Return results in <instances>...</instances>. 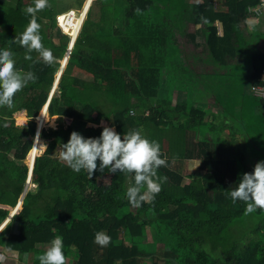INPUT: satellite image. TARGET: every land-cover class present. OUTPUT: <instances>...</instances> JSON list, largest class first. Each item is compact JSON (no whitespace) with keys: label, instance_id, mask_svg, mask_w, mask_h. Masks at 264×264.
<instances>
[{"label":"trees","instance_id":"obj_1","mask_svg":"<svg viewBox=\"0 0 264 264\" xmlns=\"http://www.w3.org/2000/svg\"><path fill=\"white\" fill-rule=\"evenodd\" d=\"M60 1L49 0L48 6L35 14L42 44L56 58L49 64L36 50L30 53L31 60L25 59V48L12 42L29 23L31 17L25 9L33 0H0V47L14 53L16 69L32 71L36 76L34 82L15 94L13 108L0 107V205L13 209L24 190L28 174L24 161L32 147L29 138L35 136V118L39 119L47 102L69 35L77 36L47 108L42 110L49 118L56 117L57 126L41 127L39 131L31 152L37 151L30 174V183L35 187L25 191L20 210L0 230V254L4 257L13 251L26 264H38L36 257L46 250L44 245L60 235L65 264H264V209L245 214V203L232 202L225 192L238 184L240 175L253 170L245 166L243 152L227 148L222 138L225 129L231 137L250 132L241 129L245 117L232 112L235 104L246 109V95L235 92L230 98L212 96L214 103L230 99L223 115H232L219 124L214 123L208 107L199 110L182 98L186 90L183 81L192 78L191 100L193 93L206 89L199 76L211 73V67L221 72L229 64L228 59L246 48L258 47L264 33L249 34L247 40L244 35L247 9L258 0H201L196 4L182 0L176 6H171L169 0L164 8L154 0H92L81 28L70 24L75 28L66 29L69 34L63 29L66 35L59 33L55 44L51 30L58 29L55 18L64 12L55 8ZM75 1L81 7L85 0ZM93 6L99 10L96 19ZM171 13L173 19L165 16ZM169 19L174 23L167 22ZM216 23L222 29L220 36ZM190 26L195 30L187 33ZM183 37L195 42L201 53L186 52L180 41ZM193 56L194 61L184 68L180 59ZM198 56L202 58L196 60ZM249 58L251 66L243 75L244 92L263 84L264 50L256 48ZM74 69L91 78H78ZM170 73L182 77V95L173 99V108L170 100L176 89L168 86L171 91L163 93ZM248 93L257 109L250 127L255 126L256 134L263 135L264 98ZM16 112H25V126L13 124ZM63 118L70 119L69 125H63ZM101 119L121 135L140 129L159 143L166 165L160 166L157 174L167 179L153 201L142 202L139 208L129 204L126 191L134 183L132 173H108L107 168H98L89 178L85 170L73 172L53 156L73 131L86 138L98 137L102 127L93 125ZM236 119L233 126L226 124ZM168 124L173 133L169 134L165 153L163 135L168 133ZM202 124L212 133L209 138L196 132ZM186 131L195 132L193 150L188 149L190 143L185 144ZM260 139L258 146L250 148L255 164L264 160V141ZM43 144L46 148L40 154ZM194 158L200 161L203 173L185 185L180 165L174 169L170 165ZM227 171L233 173V182L226 180ZM106 178V184L99 183ZM9 212L0 208V225ZM97 232L111 238L106 246L94 242ZM147 235L150 240L146 242ZM158 244L162 245L159 250Z\"/></svg>","mask_w":264,"mask_h":264},{"label":"clouds","instance_id":"obj_2","mask_svg":"<svg viewBox=\"0 0 264 264\" xmlns=\"http://www.w3.org/2000/svg\"><path fill=\"white\" fill-rule=\"evenodd\" d=\"M48 2L49 0H33L32 5L26 7L25 12L31 17L29 23L19 36L14 37L12 42L25 48V59L31 60L30 53L36 50L44 62L52 64L56 58L53 56L52 50L42 44L40 24L35 15L38 10L47 7ZM247 14L254 18L248 11ZM262 18H264V14L254 19L259 21ZM217 29H219L217 35L220 36L222 32L219 24H217ZM13 56L14 53L11 50L0 47V107L6 106L9 109L14 107L15 94L36 79L32 71L23 72L16 69ZM246 91L250 92V89ZM130 114L132 115V112ZM33 140L31 149L34 145ZM44 147L46 148V146ZM30 151L27 153V157H29ZM245 152L249 159L252 158L250 148ZM59 159L73 172L85 170L89 178L98 168L99 171L107 168L108 173L117 171L132 173L134 183L127 188L126 198L133 208H139L142 202L153 201L155 195L161 191L163 182L167 179L157 174V169L166 165V159L161 157L159 143L150 140L140 129H130L121 135L115 131L114 127L105 126L98 137L87 138L73 131L70 133L67 143L60 144ZM97 161H99V165ZM253 161L255 163V159ZM27 166L29 170V165ZM29 183L30 176L25 182L26 190ZM225 192L232 202L235 203L239 200L245 203V214L264 209V160L258 161L251 173L240 175L238 184ZM19 207L21 208V204ZM9 210L10 214L12 209L9 208ZM110 239L104 232H97L94 236V242L100 246H106ZM9 251L11 250L9 249ZM3 259L4 257L0 256V261ZM36 259L38 264H65L63 238L56 235L49 242L46 250L42 254H38Z\"/></svg>","mask_w":264,"mask_h":264},{"label":"rangeland","instance_id":"obj_3","mask_svg":"<svg viewBox=\"0 0 264 264\" xmlns=\"http://www.w3.org/2000/svg\"><path fill=\"white\" fill-rule=\"evenodd\" d=\"M154 1L159 7L164 8V6L166 5V3H168L169 0H154ZM170 1H171V3H170L171 6H176V5H179V4H181L183 2L182 0H170ZM84 2H83V4H84ZM90 2H91V0H90ZM83 4H82V6H83ZM85 6H86V4H85ZM81 7L76 3L75 0H62V1L59 2L58 6L55 7L57 12L65 11V10H67V8H72L73 10L79 11L78 15L73 16L70 20H67V22L62 25V28L68 34H69V32L66 29L75 28V27H71L70 24L74 23V24L77 25L76 27H79L83 23V20L85 18L84 15L86 13L83 12V11H85L84 10V6L82 8ZM98 11L99 10H97L96 6L92 7V14L94 16V19H96L97 15H98ZM165 16H167V17L170 16L173 19L174 14L171 13V14H167ZM172 21L174 23V20H170V19L167 20V22H170V23H172ZM80 28H81V26H80ZM59 33H62V31L59 30V29L51 30V37H52L53 42L55 44H58V42H59ZM245 33H246L245 38L247 40L248 31L245 30ZM245 33H244V35H245ZM62 34H64V33H62ZM76 37L74 39H76ZM72 38H73L72 35H69L70 41L72 40ZM180 41L182 42V45H184V50L186 52L187 51H193L194 53H196V52L201 53L200 48L197 49L195 47V45H194L195 42H191L188 38H185V37L181 38ZM199 43H201L200 40H199ZM248 43L253 44L254 42H251L250 40H248ZM263 47H264V42L263 41L262 42L259 41L258 42V47H255L254 49H252V48L244 49L245 47H243L242 50L244 49V51H242V53L238 54L235 58L228 59L229 64H227V66H225L221 70V72L219 70L215 71L214 68L211 67L210 68L211 69V73H209L207 75L199 76L200 78L204 79V83H205L204 86L206 85V89L205 90H200L201 92L196 93V94L193 93L192 96H191V100H190V94H191L190 88L193 85L192 78H190L188 82L183 81V84L186 87L185 88L186 90L182 91L183 92V95H182V92L180 90V88H182V86H180V83H179V79L182 78V77H179V79H178L176 77V75L172 77V73H170V76L173 78V80H176V82L174 84L172 79H171V77H167L165 79V82H167L166 86H165L166 89H164V91H163V93L165 95L169 91H171L170 87H168V86H174V88L176 89V90L173 91L172 97H171V100H170V105L172 106V108L175 105L173 97H177L178 94H180V97L182 95L183 100H186V101L188 100V102L190 104L192 103L193 106L197 107L199 110H202V109H205V108L208 107V109H210L211 112L213 113L214 123H216V124H219L220 122L224 121V118L227 119L230 115H232L231 113L223 115V112H224L227 104L229 103L227 101L230 100V99L223 98V102H220V101L216 100V102H219V103H214L213 102L214 99H213L212 96L213 95H217V96L228 95L229 98H230L231 94L233 96H235L234 95L235 92H236V95H241V93L245 94L246 95L245 102L248 105V106H246V109L245 108L242 109V107L239 104H235V109H232V112H235L237 115H243L245 117L243 119L242 123H241V129H243V128H245L246 130L249 129L250 132H247L245 135L236 133L235 137H231L230 135H228V133L226 134V136L222 134V138L224 139V144L226 145L227 148L232 147V149L235 148L234 150H239L240 149L243 152L245 166L247 168H253L255 163H254L252 158L249 159L247 157V154L245 155V153H246L245 150L251 148L252 146H254V147L258 146L260 137H261L260 140L262 141V138H263V141H264V133H263V135H258L255 132V129H256L255 126L250 127L251 124H252L251 118L255 117V114L257 113V109L255 107V104L252 101L251 95L248 92H244L245 89L243 87V84H244V80L245 79H244L243 75H244V72H246L247 69L251 66V59L249 57L252 56V53L256 50V48L261 50ZM198 58H202V57L198 56L196 58V60ZM180 61H182V65L184 64L183 67L185 68V65H188L189 63H192L194 61V56L190 57L188 59H180ZM65 65H66V61L64 62V66L62 67V69H64ZM217 71H219V72H217ZM60 73H62V71ZM73 74L75 76H77L78 78L85 79V80H89L91 78L90 75L81 73V72H79L76 69H74ZM50 90H51V88H50ZM50 92L51 91H49V94H50ZM161 92L162 91H160V94L162 95L163 93H161ZM233 98L234 97H232L231 99H233ZM234 101L236 102L237 100H234ZM213 103L215 105H213ZM46 113L47 112L45 111L43 113V115L42 114H38L39 115V119H38V116L35 119L37 121V124H38V121H40L39 125L43 122L42 123V127L55 128L57 126L58 120L56 119V117L55 118H53V117L49 118L46 115ZM19 114H22L24 118L23 117L22 118H17V116ZM173 114L175 115L176 113H173ZM45 117L47 118L46 121H44ZM27 119L28 118L26 117L25 112H16L15 114L12 115V122H13V124L15 126H25L26 122H27ZM17 120H24V122H23V124H20V123H18ZM62 121H63V125H69V123H70V119L63 118ZM235 121H238V119H236V120H228V121H226V124H229L230 126H233L235 124ZM88 125H91V124H88ZM93 126L94 127H102L103 128L105 126L110 127L111 124L103 119V120L99 121L98 125H93ZM236 127L238 128L239 125L236 124ZM170 129H171V125L168 124V133H166V131H165V133L163 135V137H165L164 138L165 140L163 141V150L165 151V153H167L168 148H169L168 144H167V142H169V134L173 133V132L170 131ZM198 131H200V133H198V134L200 136H203L204 138H209V135L212 136V133H209V131L206 128L205 124H202L196 132H198ZM193 133H195V132L194 131H186V140H187V142H189V141L194 142V143H190V145L188 146V149H192V150H193V146L196 144V141L195 140L193 141V139H194ZM226 141H228V143H226ZM262 145H263V143H262ZM41 146H42L43 149H42V151H40L41 152L40 154H42L44 152V150H45L44 146H46V145L43 144ZM59 151L60 150L55 151L53 156L58 161L62 162L59 159ZM259 151H260V149H259ZM36 153H37V151H36ZM36 153H34L33 155L35 156ZM259 156H261V154H259ZM235 161H238V160H235ZM30 163H31V160L28 162V165ZM24 164L25 165L27 164V159H25ZM177 165H180L181 172H183V175H184L183 184H185V185L190 181L191 178L197 177L198 175H200V173H203V171H200V161L197 158H195L193 160H191V159L190 160H185V161H183L181 163H179L177 160L173 161L171 163V165H170V168L174 169L175 166H177ZM233 178H234L233 177V173H231L230 171H227L226 172V180L228 182H233L234 181ZM107 182H108L107 178L99 181L100 184H106ZM34 187H35L34 185L29 183L27 189L30 190V189H33ZM102 188L103 187H100L99 191H103ZM0 208L9 210L8 206H4V205H0ZM19 209H20V207H18L16 212H14V213L16 214L19 211ZM5 223L0 228H3ZM16 229H17V226H16V228L14 227V230H16ZM149 240H150V236L147 235L146 242L149 241ZM47 246L48 245L46 244V245H44L43 248L46 249ZM156 247L159 250V249L162 248V245L158 244V245H156ZM0 256H3V255L0 254ZM149 263L150 262H147V264H149ZM0 264H26V262L21 261L20 258L17 255V253L12 251L7 256H4V259L2 261H0Z\"/></svg>","mask_w":264,"mask_h":264},{"label":"built area","instance_id":"obj_4","mask_svg":"<svg viewBox=\"0 0 264 264\" xmlns=\"http://www.w3.org/2000/svg\"><path fill=\"white\" fill-rule=\"evenodd\" d=\"M248 13L252 15L254 18H258L264 14V0H258V4L254 7H249L247 9ZM79 11L68 9L60 14H58L55 18V22L57 25V28L59 30H63L62 25L67 22V20H70L73 16L78 15ZM263 85H257L250 88V92L253 96L264 98V71H262V79ZM37 122V121H36ZM38 121V126L39 125Z\"/></svg>","mask_w":264,"mask_h":264},{"label":"water","instance_id":"obj_5","mask_svg":"<svg viewBox=\"0 0 264 264\" xmlns=\"http://www.w3.org/2000/svg\"><path fill=\"white\" fill-rule=\"evenodd\" d=\"M86 2H87V4H86ZM91 2H90V0H86L85 2H84V4H83V6H84V10H87L88 9V6H89V4H90ZM85 4H86V6H85ZM85 16V15H84ZM74 41H75V39L74 38H72V40L69 42V44H68V48H67V50H66V53H65V55H64V57H63V60L60 62V67H59V69H58V71H57V73H56V75H55V79H54V81H53V84H52V87H51V92H50V94H49V96H48V99H47V102L45 103V105L43 106V108H42V110L44 109H46V104L48 103V101H49V99H50V97L52 96V91L54 90V88H55V86H56V84H57V82H58V80H59V78H60V72L62 71V67L64 66V62L65 61H67V58H68V56H69V54H70V50H71V48H72V46H73V43H74ZM43 112L44 111H41V114H43ZM39 131H40V126H37V128H36V132H35V137L34 138H32V137H30L29 139L30 140H33V143H34V145H33V148L31 149V151H30V154H29V157H27V161L29 162L30 160H31V163L29 164V170H28V174H27V177H29L30 176V174H31V169H32V163H33V159H34V155H33V153H31L32 152V150H34V147H35V141H37V139H38V134H39ZM25 191H26V185H25V187H24V190H23V192H22V194L20 195V197H19V200H18V202H17V205L12 209V211H11V213L8 215V217H7V219H6V221H8L11 217H12V215L14 214V212H16V210H17V208L20 206V204H21V201H22V199H23V197H24V194H25ZM5 221V222H6Z\"/></svg>","mask_w":264,"mask_h":264},{"label":"crops","instance_id":"obj_6","mask_svg":"<svg viewBox=\"0 0 264 264\" xmlns=\"http://www.w3.org/2000/svg\"><path fill=\"white\" fill-rule=\"evenodd\" d=\"M194 1V2H193ZM184 2L185 3H189V4H196V3H199V2H201V0H184ZM216 24H219V23H216ZM220 25V24H219ZM194 27L193 26H190V29L188 30V32L187 33H191L193 30H195V29H193ZM245 28H246V30L248 31V33H247V35H251V34H254V35H260V34H262V33H264V18H262V19H260L259 21L258 20H256V19H254V18H252V17H249V15L247 16V18H246V21H245ZM218 30L219 29H217V33H218ZM221 32H222V29H221ZM244 33H245V30H244ZM245 35H246V33H245ZM260 42H264V39H261V40H259ZM263 50H264V47L262 48ZM160 89L161 90H163L164 89V87H163V85H161L160 86ZM173 99H175V97H173ZM213 105H215L214 103H213ZM226 133H228V130L227 129H225L224 130V135L226 134ZM186 134V133H185ZM197 139H199L198 137H197ZM165 140V139H164ZM163 140V141H164ZM194 140H196V138L194 137V139H193V141ZM188 143H194V142H192V141H189V142H187V140H186V135H185V144H186V146H187V144ZM167 144H168V142H167ZM195 159V158H194ZM191 160H193V159H191ZM185 161V160H184ZM183 162V161H182ZM9 253H11V252H8V254ZM7 254V255H8ZM6 255V256H7Z\"/></svg>","mask_w":264,"mask_h":264},{"label":"bare ground","instance_id":"obj_7","mask_svg":"<svg viewBox=\"0 0 264 264\" xmlns=\"http://www.w3.org/2000/svg\"><path fill=\"white\" fill-rule=\"evenodd\" d=\"M91 2H92V0H91ZM86 4H87V3H86ZM89 6H90V4H89ZM89 6H88V7H89ZM87 10H88V9H87ZM87 10H85V11H83V12L86 13ZM62 32H63L64 34H66L64 31H62ZM78 32H79V31H78ZM67 36H68V35H67ZM75 36H76V33H74L72 37L75 38ZM57 83H58V82H57ZM56 86H57V85H56ZM39 114H40V113H39ZM40 127H41V126H40ZM37 147H38V146H37ZM37 149H38V148H37ZM36 155H37V153H36ZM36 155H35V156H36ZM27 163H28V162H27ZM27 165H28V164H27Z\"/></svg>","mask_w":264,"mask_h":264}]
</instances>
